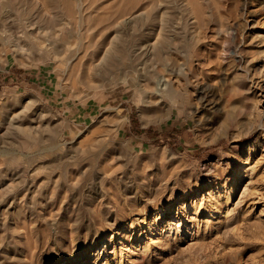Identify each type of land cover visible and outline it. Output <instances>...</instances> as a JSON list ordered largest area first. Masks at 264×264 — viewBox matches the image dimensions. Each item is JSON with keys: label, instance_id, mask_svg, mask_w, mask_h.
I'll return each instance as SVG.
<instances>
[{"label": "rangeland", "instance_id": "1", "mask_svg": "<svg viewBox=\"0 0 264 264\" xmlns=\"http://www.w3.org/2000/svg\"><path fill=\"white\" fill-rule=\"evenodd\" d=\"M0 264H264V0H0Z\"/></svg>", "mask_w": 264, "mask_h": 264}, {"label": "bare ground", "instance_id": "2", "mask_svg": "<svg viewBox=\"0 0 264 264\" xmlns=\"http://www.w3.org/2000/svg\"><path fill=\"white\" fill-rule=\"evenodd\" d=\"M163 80H164V79H163ZM163 80H162V81H163ZM164 82H165V83H164ZM163 86H164V88H163V87H162V88H158V90L156 89V91L159 93V92H161V91H163V90H166V88H167V82H166V79L163 81ZM186 207H187V203L184 202V203L180 206L179 209L184 210Z\"/></svg>", "mask_w": 264, "mask_h": 264}]
</instances>
